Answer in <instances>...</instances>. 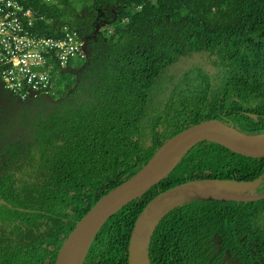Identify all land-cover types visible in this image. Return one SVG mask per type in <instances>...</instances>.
<instances>
[{
    "label": "trees",
    "instance_id": "16d2710c",
    "mask_svg": "<svg viewBox=\"0 0 264 264\" xmlns=\"http://www.w3.org/2000/svg\"><path fill=\"white\" fill-rule=\"evenodd\" d=\"M19 1L42 17L38 35L67 25L90 37L65 100L38 96L25 111L28 152L19 142L6 150L21 163L0 177V264H54L77 222L178 132L207 120L264 132V0ZM258 177L264 190V158L196 143L105 222L83 264H128L135 221L159 192L191 180ZM224 255L264 264V199L177 207L148 249L150 264H225Z\"/></svg>",
    "mask_w": 264,
    "mask_h": 264
},
{
    "label": "water",
    "instance_id": "95a60500",
    "mask_svg": "<svg viewBox=\"0 0 264 264\" xmlns=\"http://www.w3.org/2000/svg\"><path fill=\"white\" fill-rule=\"evenodd\" d=\"M46 99L50 100L49 97ZM201 141L220 145L243 157L264 158V132L244 134L233 125L219 120L203 121L178 132L166 140L136 174L102 196L77 222L60 246L54 264H83L105 222L158 185L189 149ZM261 182L262 177L252 181L201 179L159 192L146 204L135 221L128 244V264H150L148 249L151 236L159 221L173 209L193 201H259L264 199V191L255 193L250 190Z\"/></svg>",
    "mask_w": 264,
    "mask_h": 264
},
{
    "label": "built area",
    "instance_id": "2783aa9c",
    "mask_svg": "<svg viewBox=\"0 0 264 264\" xmlns=\"http://www.w3.org/2000/svg\"><path fill=\"white\" fill-rule=\"evenodd\" d=\"M39 19L19 0H0V91L20 100L49 95L53 66L61 69L86 58L88 37L67 25L57 26V35H38L34 29Z\"/></svg>",
    "mask_w": 264,
    "mask_h": 264
},
{
    "label": "flooded vegetation",
    "instance_id": "af4514ba",
    "mask_svg": "<svg viewBox=\"0 0 264 264\" xmlns=\"http://www.w3.org/2000/svg\"><path fill=\"white\" fill-rule=\"evenodd\" d=\"M80 72V69L76 71V73ZM2 92V91H0ZM6 94L4 100L0 101V177L9 173L15 169V165L21 163V155L20 158H12L9 159L7 155V148L11 147V144L15 142H19L22 145V149L24 150L23 154L26 153L25 149L30 144V139L28 137V133L26 132V124L24 123V114L25 111L29 108V104L35 97H29L26 100H21L10 94L9 92H4ZM41 96V95H39ZM45 99L46 96H43ZM37 98V97H36ZM48 100V99H46ZM60 102V101H57ZM21 103V104H20ZM262 182L258 187L252 189L250 191H254L255 193L260 192L263 187ZM262 186V187H260ZM264 190H261L263 192ZM2 203V201L0 200ZM1 205V204H0ZM0 227L2 223L0 222ZM215 236V234H213ZM216 253L219 251L218 245L214 246ZM225 264H233V260L228 256L224 255Z\"/></svg>",
    "mask_w": 264,
    "mask_h": 264
},
{
    "label": "rangeland",
    "instance_id": "374dc122",
    "mask_svg": "<svg viewBox=\"0 0 264 264\" xmlns=\"http://www.w3.org/2000/svg\"><path fill=\"white\" fill-rule=\"evenodd\" d=\"M106 27V26H105ZM82 60L76 58L72 60L67 67L58 68L55 65L52 68V82L53 87L50 90L49 98L55 102L65 100L66 96L62 93L67 89V85H71L75 79V72L81 68ZM26 153L28 149H25ZM2 210L0 208V220L2 216Z\"/></svg>",
    "mask_w": 264,
    "mask_h": 264
},
{
    "label": "clouds",
    "instance_id": "9594fccd",
    "mask_svg": "<svg viewBox=\"0 0 264 264\" xmlns=\"http://www.w3.org/2000/svg\"><path fill=\"white\" fill-rule=\"evenodd\" d=\"M140 8V6L137 8V9H139ZM90 37V36H89ZM89 37H88V39H89ZM88 41V40H87ZM87 42H86V44H85V50H86V58L85 59H82V61H84V60H86L87 59V55H88V50H87ZM46 97H49V95H47Z\"/></svg>",
    "mask_w": 264,
    "mask_h": 264
},
{
    "label": "crops",
    "instance_id": "0c3cea01",
    "mask_svg": "<svg viewBox=\"0 0 264 264\" xmlns=\"http://www.w3.org/2000/svg\"><path fill=\"white\" fill-rule=\"evenodd\" d=\"M4 94H6V93H4V91H2V92H0V101L2 100H4V98L3 97H5V95Z\"/></svg>",
    "mask_w": 264,
    "mask_h": 264
},
{
    "label": "bare ground",
    "instance_id": "6f19581e",
    "mask_svg": "<svg viewBox=\"0 0 264 264\" xmlns=\"http://www.w3.org/2000/svg\"><path fill=\"white\" fill-rule=\"evenodd\" d=\"M21 104V103H20Z\"/></svg>",
    "mask_w": 264,
    "mask_h": 264
}]
</instances>
